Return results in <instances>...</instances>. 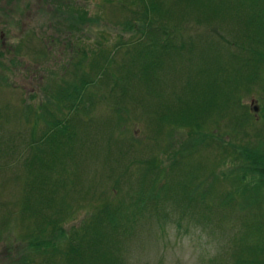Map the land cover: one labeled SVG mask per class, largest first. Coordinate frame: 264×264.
<instances>
[{
  "label": "rangeland",
  "instance_id": "374dc122",
  "mask_svg": "<svg viewBox=\"0 0 264 264\" xmlns=\"http://www.w3.org/2000/svg\"><path fill=\"white\" fill-rule=\"evenodd\" d=\"M253 12L239 0H0V264H64L65 236L47 253L23 237L52 236L56 218L79 242L111 213L119 228L91 264H234L242 252L261 264L264 201L231 177L255 178L239 149L264 145V81L236 58L264 70ZM168 31L171 47L147 46ZM52 126L66 130L56 150L42 144Z\"/></svg>",
  "mask_w": 264,
  "mask_h": 264
},
{
  "label": "trees",
  "instance_id": "16d2710c",
  "mask_svg": "<svg viewBox=\"0 0 264 264\" xmlns=\"http://www.w3.org/2000/svg\"><path fill=\"white\" fill-rule=\"evenodd\" d=\"M224 2L226 3L227 0H224ZM240 4L243 5V8L245 9L247 6L252 7L256 10V12H253L252 15H250V18H253L254 20L251 21L250 18H248L249 20L247 21V19L244 20V24L245 26H247L248 30L251 29H255L257 31V33H259V39H264V0H239ZM154 5V2L152 1V4ZM153 8L155 10L159 9V7L156 5L153 6ZM231 9V8H229ZM240 10V9H239ZM256 23V24H255ZM255 24V25H254ZM165 28V27H164ZM163 28V29H164ZM258 29V30H257ZM165 30V29H164ZM167 31V30H165ZM167 34V32H165ZM168 38H166L165 40H161L160 39H155L153 42L147 44V46H149L150 48H157V49H168L169 47L172 46V42L171 39L173 38V35L171 34V32H169ZM166 37V36H165ZM251 37V36H250ZM249 37V38H250ZM258 39V38H256ZM250 43H252V41H249ZM255 43V42H254ZM245 43H242L240 45L244 46ZM262 46L263 50H255L254 46ZM250 46L249 45V50H251L252 54L256 55V57L252 60H254L255 62L259 59L261 61H264V40H261L259 42V44H256ZM152 51V49H150V52ZM254 52V53H253ZM149 54V53H147ZM237 60L244 64L243 66H250V69L248 70V76L246 77L247 81L250 83L251 79L253 78H263V80H261L262 82L264 81V70H259V71H251V66L254 69V64L250 62V55L249 58L246 60H242V57L237 55L236 56ZM144 68L142 67V70ZM255 70V69H254ZM144 71V70H143ZM263 72V76L260 77L259 73ZM264 84V83H263ZM53 122V121H51ZM193 125V124H191ZM66 131L65 128L60 130L58 127L57 131H54L53 126L51 127V131H47V133L43 136V140H42V144H45V138L48 139L50 141V143L53 145L54 149H58L61 145H63L64 143H62L61 141H58V136L59 134H61V132ZM192 131H195L194 129H192ZM236 132L238 133V131L236 130ZM234 134V133H233ZM236 152H238V149H235ZM239 153H240V157L244 158L246 160V166L247 168L255 174V178H252L250 180L246 179V175L248 174L245 169L242 167V174L241 173H237L234 171L231 172V177H234L235 180L237 181V183H240V185H244L243 189H245V192H251L250 193V199L253 198V193L256 195V197H259L260 200L264 201V193H263V189H264V145H260L257 146L256 148H247V147H242L239 149ZM247 161H251L248 162ZM52 164H50L51 167ZM243 182V183H242ZM239 185V184H238ZM252 194V195H251ZM254 195V197H255ZM22 214H28V209H29V205L27 206L26 203H22ZM35 209L34 211H31L32 213H36ZM106 211V210H105ZM29 215V214H28ZM50 217V216H48ZM48 217H46V220L48 219ZM127 219V218H125ZM50 220V219H49ZM128 220H134L132 218L128 219ZM59 220L52 219L49 222L48 225H52V229H53V233L51 234L52 236H46V234H44L43 232L46 231L45 226L43 227V229L40 227V229L37 230H33L30 234V236H24L23 238L25 239H29V243L31 245V248L33 249V251L35 252H44L47 253L49 248L52 249L55 252H59L60 248L58 246L60 242H62V236H65L66 239L68 240V245L69 248L67 251H65V260H64V264H91V260L94 259V257L96 259H99L105 255H103V253L99 254L98 256H91V253L89 251H92L93 249H95L94 251H92V253H95L98 246H100L103 243V239L104 237L111 235L112 232H115L118 230L119 225H120V219L117 218V216L114 213H111L109 219L104 220L103 222H99L97 221V224L95 223L93 228H92V232H93V236L91 237V232L89 230V228H87V232L84 235V238H80V241L76 242L74 241V236H70L68 235V232H65L64 227L60 225V222H58ZM122 221V220H121ZM107 223L106 227L105 224ZM59 227H56V226ZM259 226L257 227L258 229H260L261 224H258ZM43 230V232H42ZM54 234V235H53ZM20 237H22V235H20ZM58 237V238H57ZM112 241V238L110 239V242ZM76 242V243H75ZM255 252L257 251V249L254 250ZM264 251V249L262 250V252ZM89 254V256H88ZM53 254L51 253L50 256H52ZM260 256V255H258ZM88 257V258H87ZM30 256V254H27L25 256V263L26 264H31V261L33 259ZM258 259H251L250 257H246L244 255V253L242 252L241 254H239L238 258H236V261L234 264H258ZM264 260V259H263ZM260 264V263H259ZM261 264H264V261H261Z\"/></svg>",
  "mask_w": 264,
  "mask_h": 264
},
{
  "label": "water",
  "instance_id": "95a60500",
  "mask_svg": "<svg viewBox=\"0 0 264 264\" xmlns=\"http://www.w3.org/2000/svg\"><path fill=\"white\" fill-rule=\"evenodd\" d=\"M256 109H258V107H256Z\"/></svg>",
  "mask_w": 264,
  "mask_h": 264
}]
</instances>
